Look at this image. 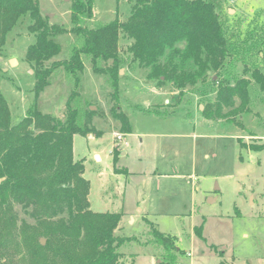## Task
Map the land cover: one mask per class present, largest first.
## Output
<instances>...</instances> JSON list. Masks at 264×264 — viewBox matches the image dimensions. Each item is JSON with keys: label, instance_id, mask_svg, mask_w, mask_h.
I'll list each match as a JSON object with an SVG mask.
<instances>
[{"label": "trees", "instance_id": "16d2710c", "mask_svg": "<svg viewBox=\"0 0 264 264\" xmlns=\"http://www.w3.org/2000/svg\"><path fill=\"white\" fill-rule=\"evenodd\" d=\"M127 1L125 19L116 12L103 22L94 18V0H68L69 20L50 24L39 0H0V55L18 25L27 22L34 36L24 57L33 69V99L18 122L0 89V264H118L119 248L136 239L115 233L120 212L90 208L84 160L74 156V136L94 131V111L80 95L85 59L113 99L119 69L138 67L157 85L197 94L212 120L235 122L264 93V7L243 27L220 0ZM64 34L72 36L65 56L53 59L61 51L55 39ZM121 39L129 41L123 49ZM59 78L67 87L63 115L43 112L39 97ZM117 109L113 115L129 133V119ZM247 148L262 151L264 141ZM150 227L160 263L177 264V237Z\"/></svg>", "mask_w": 264, "mask_h": 264}, {"label": "rangeland", "instance_id": "374dc122", "mask_svg": "<svg viewBox=\"0 0 264 264\" xmlns=\"http://www.w3.org/2000/svg\"><path fill=\"white\" fill-rule=\"evenodd\" d=\"M220 1L229 20L243 27L264 7V0ZM129 8L127 0H94V18L108 22L118 12L123 20ZM39 11L50 24L70 18L68 0H39ZM26 25L13 29L0 55V89L14 123L33 99V69L24 57L34 36ZM71 38L56 37L61 51L53 59L65 56ZM128 42L121 39L120 48ZM84 65L80 95L93 107L94 131L75 135L73 151L84 160L90 208L120 212L115 233L136 238L119 248L118 264H161L151 225L177 237V264H264V150L247 148L264 141V93L235 122L212 120L202 115L197 94L182 95L169 82L157 85L138 67L119 69L113 99L105 77L87 59ZM66 94L59 78L41 93L39 109L63 115ZM116 104L129 119V133L113 115Z\"/></svg>", "mask_w": 264, "mask_h": 264}, {"label": "water", "instance_id": "95a60500", "mask_svg": "<svg viewBox=\"0 0 264 264\" xmlns=\"http://www.w3.org/2000/svg\"><path fill=\"white\" fill-rule=\"evenodd\" d=\"M10 62H11V64H13L14 62H16V59H15V58H11V59H10ZM91 109H93V107H91ZM44 241H45V240L42 238V239H41V242L44 243Z\"/></svg>", "mask_w": 264, "mask_h": 264}, {"label": "built area", "instance_id": "2783aa9c", "mask_svg": "<svg viewBox=\"0 0 264 264\" xmlns=\"http://www.w3.org/2000/svg\"><path fill=\"white\" fill-rule=\"evenodd\" d=\"M116 135V139L117 140H121L122 139V135H121V133H117V134H115Z\"/></svg>", "mask_w": 264, "mask_h": 264}]
</instances>
